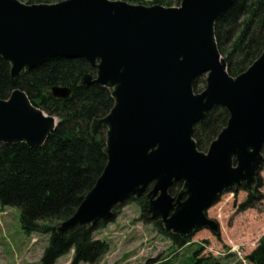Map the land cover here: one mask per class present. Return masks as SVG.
Listing matches in <instances>:
<instances>
[{"label":"water","instance_id":"obj_1","mask_svg":"<svg viewBox=\"0 0 264 264\" xmlns=\"http://www.w3.org/2000/svg\"><path fill=\"white\" fill-rule=\"evenodd\" d=\"M233 1L181 0L170 7L0 0V58L10 64L13 82L52 58H82L94 73L80 83L108 88L113 100L90 124L92 135L104 137L105 166L58 232L107 220L114 205L144 194L150 217L166 231L184 235L206 227L218 233L206 210L225 190L255 187L264 164V48L244 71L228 73L214 27ZM200 75L205 86L196 92ZM51 93L66 98L71 90L54 86ZM214 106L228 119L202 151L194 127ZM57 123L19 88L0 99L2 143L41 146ZM179 181L172 195L169 188Z\"/></svg>","mask_w":264,"mask_h":264},{"label":"trees","instance_id":"obj_2","mask_svg":"<svg viewBox=\"0 0 264 264\" xmlns=\"http://www.w3.org/2000/svg\"><path fill=\"white\" fill-rule=\"evenodd\" d=\"M20 1L32 4L60 0ZM150 3L172 6L178 5L180 0H153ZM214 32L228 73L232 76L241 73L264 48V0H234L216 21ZM86 73H94L86 60L56 57L30 71H22L13 82L10 64L0 58V99L8 98L13 89L19 88L34 105L59 119L41 146L0 142V206L17 208L24 230L49 235L39 264H54L59 256L70 250H73L71 264L97 263L108 250L109 244L105 240L94 237V231L107 221L57 231L60 221L75 212L94 186L106 163L103 151L105 141L92 135L90 124L109 112L113 100L108 88L98 84H81V78ZM201 79L202 76L195 78V91L204 88L205 77ZM54 86L68 87L71 93L66 98L55 97L51 93ZM227 119V111L221 106H214L195 125L193 138L199 150L208 148ZM262 153L264 157V148ZM181 185L180 181L174 183L169 192L176 195ZM261 185V178L257 175L253 191L244 184L238 187L247 192L246 198L239 204L240 210L252 208L264 198L259 192ZM231 190L236 191V188ZM127 201L137 203L141 220L152 222L171 239L174 247L183 249L191 244L194 232L173 235L163 230L159 219L150 217L144 194L139 198L130 197ZM122 204L114 206L113 216L117 213L115 209ZM202 251L203 246L197 245L179 264H221L213 256H201ZM171 253L164 260H148L145 264H173L177 252ZM245 259L250 264H264V234Z\"/></svg>","mask_w":264,"mask_h":264},{"label":"rangeland","instance_id":"obj_3","mask_svg":"<svg viewBox=\"0 0 264 264\" xmlns=\"http://www.w3.org/2000/svg\"><path fill=\"white\" fill-rule=\"evenodd\" d=\"M152 1L127 2L153 5L150 3ZM200 76L202 79L205 77ZM100 137L104 139L103 136ZM258 175L262 181L259 192L264 195V166ZM246 196L247 192L238 187L236 191H223L206 210L208 217L219 223V233L214 234L208 229L200 228L193 233L191 244L183 249L174 247L171 239L161 233L152 222L141 220L137 203L124 202L115 209L117 213L111 216L112 219L94 231L95 238L105 240L109 245L106 254L92 264H145L148 260H164L171 252H177L173 264H179L197 245H203L201 256H213L221 264H250L245 256L256 247L264 234V198L254 207L240 210L239 204ZM159 221L162 224L160 219ZM162 227L165 231L163 225ZM48 240L49 235L46 233L23 229L17 208L0 206V264H39ZM72 257L73 250H70L59 256L54 264H71Z\"/></svg>","mask_w":264,"mask_h":264}]
</instances>
